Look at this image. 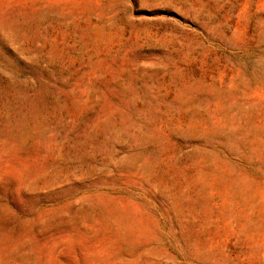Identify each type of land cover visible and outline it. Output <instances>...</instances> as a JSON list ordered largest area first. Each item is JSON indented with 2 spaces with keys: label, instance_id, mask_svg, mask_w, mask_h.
I'll list each match as a JSON object with an SVG mask.
<instances>
[{
  "label": "rangeland",
  "instance_id": "rangeland-1",
  "mask_svg": "<svg viewBox=\"0 0 264 264\" xmlns=\"http://www.w3.org/2000/svg\"><path fill=\"white\" fill-rule=\"evenodd\" d=\"M0 264H264V0H0Z\"/></svg>",
  "mask_w": 264,
  "mask_h": 264
}]
</instances>
